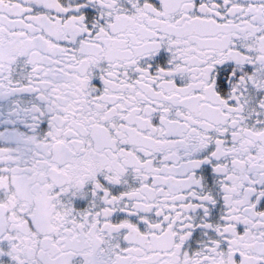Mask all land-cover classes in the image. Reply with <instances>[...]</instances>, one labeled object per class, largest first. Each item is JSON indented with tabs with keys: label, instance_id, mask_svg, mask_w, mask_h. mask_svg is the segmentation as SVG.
Returning a JSON list of instances; mask_svg holds the SVG:
<instances>
[{
	"label": "snow or ice",
	"instance_id": "obj_1",
	"mask_svg": "<svg viewBox=\"0 0 264 264\" xmlns=\"http://www.w3.org/2000/svg\"><path fill=\"white\" fill-rule=\"evenodd\" d=\"M0 264H264V0H0Z\"/></svg>",
	"mask_w": 264,
	"mask_h": 264
}]
</instances>
